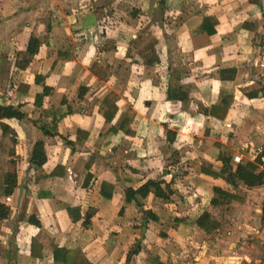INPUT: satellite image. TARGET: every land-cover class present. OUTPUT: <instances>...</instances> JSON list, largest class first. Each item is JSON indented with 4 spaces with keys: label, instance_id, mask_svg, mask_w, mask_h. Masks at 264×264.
Masks as SVG:
<instances>
[{
    "label": "crops",
    "instance_id": "obj_1",
    "mask_svg": "<svg viewBox=\"0 0 264 264\" xmlns=\"http://www.w3.org/2000/svg\"><path fill=\"white\" fill-rule=\"evenodd\" d=\"M54 1L34 2L57 9L53 16L59 20L57 23L50 22L48 17H36L29 18L24 27L7 21L0 25V104H22L21 109L27 114L25 120L15 124L19 132L14 157L19 188L17 195L15 192L6 199L13 211L0 232V264H53L51 256L33 259L23 248L39 231L29 221L32 215L39 219L47 234L61 245L80 246L94 264H177L171 256H161L155 261L156 257L150 259L151 255H144L145 248L153 253V241L148 239L153 230L149 225L145 226L141 239L137 237L136 225L130 226L127 222L113 232L110 221L124 218L99 208L98 183L104 179L116 182L112 204L120 211L124 190L137 189L146 179L161 174L166 168L172 173V167H193V174L181 169L173 173L178 177L174 189L176 194L180 190L179 195L167 201L151 194L145 200V209L158 214L161 202L177 208L172 201L177 196L185 200L195 192L200 197L204 194L208 205L202 198L200 208L203 210L195 217L192 211H185L182 218L176 219L177 225L167 223L170 224L167 234L170 230V235L180 233L189 240L193 234L187 229L186 221L191 220L195 226L202 213L211 211L213 187L227 186L221 179L203 177L200 171L205 160L221 166L220 150L215 142L224 145L235 162L244 157L256 160L260 156L258 166L264 171V0H71L72 5L66 12L69 19L57 15L60 11ZM75 7L79 8L81 17ZM76 24L79 32L74 34L72 29ZM149 36L159 41L156 49L160 63L152 67L143 65L137 48ZM105 38L116 39L118 51L98 52L97 47ZM34 39H38L39 48L33 62L24 70L16 69L15 53L30 52ZM66 39L72 41L71 53L75 59L58 60L57 49ZM96 58L107 59L112 65L115 85L99 82L91 74L89 67ZM39 74L45 77L46 85L53 87L52 94L45 100L47 105L59 104L64 96L73 104L74 113L68 116L62 135L72 138L75 130L81 128L92 131L89 140L68 145L61 136L44 138L43 132L33 124L32 120L38 115L33 106L35 92L43 89L35 83ZM19 83H29L33 91L28 95L17 92ZM80 86L88 87V91L73 102ZM221 88L233 95L225 120L205 114L218 100ZM110 91L121 98L115 120L118 124L128 107L136 111L133 122L136 134L127 136L119 132L105 149L95 145L96 128L102 127L104 118L97 114V107L93 111L95 116L86 113L94 98L101 100ZM27 123L30 127L25 129L23 126ZM149 131L155 133L152 136L157 137V143L149 141ZM40 139L46 142L47 166L64 167L63 174L52 182L56 194L53 200L34 198L32 189L37 186H28L33 148ZM172 147L178 150L180 162L169 160ZM91 158L94 160L89 170L92 176L87 177L88 186L84 187L82 172ZM22 163L21 173L27 177L20 173ZM261 188L264 186L254 189ZM25 198L29 199V204L24 220L20 221ZM56 199L62 203L63 210H53L49 205ZM70 207H80L83 218H78L77 210L69 213L67 208ZM126 210L141 211L135 206ZM177 210L181 211V205ZM136 215L140 217L139 213ZM73 218L78 220L74 222ZM88 222H92L90 226ZM69 224L66 235L62 236L61 230H66ZM195 228H192L194 233ZM112 237L114 239L110 240ZM158 239L165 241L166 246V238ZM138 242L143 244V249L128 263L127 255ZM207 259L196 260L206 264ZM181 260L178 264H191L185 258ZM209 264L219 262L209 261Z\"/></svg>",
    "mask_w": 264,
    "mask_h": 264
},
{
    "label": "trees",
    "instance_id": "obj_2",
    "mask_svg": "<svg viewBox=\"0 0 264 264\" xmlns=\"http://www.w3.org/2000/svg\"><path fill=\"white\" fill-rule=\"evenodd\" d=\"M216 24L217 22L214 26H216ZM77 26V24L73 26L72 30L74 34L79 32ZM212 32H215V29L212 30ZM191 33L194 32L191 31ZM157 44H159V41L153 36H149L145 40H142L137 46L138 56L144 66L152 67L160 63V57L156 49ZM71 46L72 41L66 39V43L63 44L61 48L57 49L58 60L75 59V55L71 53ZM38 48L39 41L38 39H34L30 52L27 53L20 50L15 53V68L24 70L30 66L38 53ZM118 49L119 46L116 39L109 38H105L103 43L97 47L98 52L107 54L118 51ZM112 70L113 67L107 59L100 60L96 58L89 67V71L99 82H108L111 85H115L117 80ZM44 79L45 77L41 74L36 76L35 83L40 84L43 89L35 92L33 106L38 115L37 118L32 120L33 124L43 132L44 138H56L61 136L68 145H76L77 143L83 144L91 138L92 131L77 128L72 138H70L69 135H62L61 131L66 125L68 116L74 113V107L66 96H64L57 105H47L45 100L52 94L53 87L46 85ZM16 90L19 93L28 95L33 91V86L29 83H19ZM87 91L88 87L80 86L76 95L77 98H75L73 102L81 99ZM120 99L118 93L110 91L101 100L94 98L89 104L87 115L91 117L95 116L93 111L94 108L97 107V114L104 118L102 127L96 128L98 136L95 145L99 148H109L113 141V137L119 132H123L127 136H135L136 134L133 122L136 119L137 113L133 108L128 107L120 124L115 121L120 108ZM232 103L233 95L221 88L218 100L205 110V114L217 120H225L232 107ZM21 107L22 104L17 106L0 104V232L4 222L10 218L13 211L11 206L6 203V199L11 197L19 188V175L16 169L17 162L14 160L16 148L19 143V132L15 124L27 118V114ZM215 146L220 150L218 160L221 161V166L217 167L215 162L205 160L200 168L203 177L221 179L226 182L227 188H225L231 191L238 190V188L241 187L256 188L264 186V171H260L258 166V162L261 161L260 156V158L258 157L256 160L244 157L239 162H235L234 157L225 151L224 145L215 142ZM178 156V150L172 147L169 160H174L178 158ZM93 162V158L89 159L83 169L82 174L85 177L83 181L84 187L88 186L87 177L92 176L89 170ZM47 163L46 142L44 139H40L36 141L33 148L31 159L32 167L30 168V176L28 179V186H30L29 184L37 186L35 189H32L33 197L36 199L55 198L56 194L52 189V182L64 172L63 166L51 168V166H47ZM11 167H14V169L12 170ZM178 167V169H181L187 174H193L195 172L193 167L188 168V166L185 165H179ZM177 180L178 177L166 168L161 174L146 179L137 189L124 190L123 204L118 208L120 211H117V208L112 204L116 182L105 179L101 180L97 187L100 195L99 208L103 210V212L116 213L118 218H125L127 212L125 209L130 206H135L141 210L139 211V215L143 219L146 218V222H158L160 221L158 214L152 210L145 209V200L153 194L160 200L168 201L177 192L176 189H174ZM225 188L221 186L213 187L214 197L211 200V211L212 209L217 210L224 203L229 202ZM28 204L29 199L25 198L20 213V221L24 220ZM67 210L69 213H71L72 210H77L79 214L78 218H83L80 207H74L73 209L70 207L69 209L67 208ZM211 211L207 210L202 213L195 222L196 228L206 234H211L220 227L219 221ZM77 220V218H73L74 222ZM29 221L39 228L38 233L31 238V241L23 245V248L29 253L31 258L42 259L48 255L52 257L53 264H94L80 246L75 245L69 247L61 245L60 242L47 234L42 229L41 222L35 215H32ZM146 225L148 224H144V226ZM159 237L161 239L166 238L165 235L161 233ZM141 249H143V244L140 242L135 243L127 255V262L129 263L133 256L138 255ZM158 258L159 257H156L155 261H158Z\"/></svg>",
    "mask_w": 264,
    "mask_h": 264
},
{
    "label": "rangeland",
    "instance_id": "obj_3",
    "mask_svg": "<svg viewBox=\"0 0 264 264\" xmlns=\"http://www.w3.org/2000/svg\"><path fill=\"white\" fill-rule=\"evenodd\" d=\"M34 1L35 0H0V25L7 21L11 25L20 24L24 27V25L28 23L26 21H30L29 18L36 19V17H41L44 19L48 17L50 22L53 21L52 23H57V21H59L53 17L57 9L51 7L46 8V5L40 6L39 4H35ZM55 1L54 4H58V11H60V14L57 15H65V18L63 19H69L66 15V12L68 8H70L68 6L72 5L71 0ZM92 6L95 9L94 4H92ZM75 10L78 12L79 8L75 7ZM78 13L79 17H81V12ZM27 126L30 127V124H24L23 127L26 129ZM149 132V141L152 144L157 143V137L154 138L152 136L155 133H151V131ZM153 132H155V130ZM192 141L194 142V140ZM20 144H22V141H20ZM26 154L27 152L24 150L23 155L25 156ZM171 161L177 163L179 159L177 160L176 158L174 160L172 159ZM22 165L23 163L20 166V173L23 171ZM177 171L179 172L177 167H172V173H178ZM21 174L23 177H27L26 174ZM180 193L181 192L179 190L177 194L179 195ZM197 194L198 193L195 192L192 194L191 198L185 200L183 197L177 196L173 200L177 204V208H175L173 205H165L163 202H161V205L159 204L161 211L160 209L156 211L158 212L161 219V221L158 222H146V218L143 219L136 215V213L139 212L128 211L125 209L127 212L124 220L118 221L117 218H113V220L110 221L111 227L114 229L113 232H116L119 225L122 226L127 222L130 226L136 225L138 228L137 237L141 239L144 234L143 231L146 230L144 224H148V227L153 230V233L148 236V239L153 241V246L151 247V251L153 250V253H149L147 248H145L144 255H151L150 259L153 257H159L160 259L161 256H171V258L178 261V263L179 261H182L181 258H185L186 261H191V264L193 262L194 264H203L200 262V260L196 259L208 258L205 261L206 264H209V261H218L219 264H264V188L254 189L241 187L238 188V190L226 191L229 202L224 203L217 210L212 209L211 211L220 223L218 230L212 232L211 234H206L197 228H195L196 231L194 233L192 228L196 226H194L191 220H188L191 219L190 217H187L188 221H186V227L188 230H190V233L193 234L191 239L187 240L181 236L180 233L177 234L178 232H176L177 235L175 236L170 235V233H172L170 230L169 234H167V227L170 225L167 223H171V225L175 223L177 225L178 221H176V219L182 218L185 214V211H192L191 214L193 217H195V215L203 210V208H200V204H203V200H205V203L207 197L204 196V194H201V197ZM46 199L53 200L54 198ZM55 201L49 202V205L53 206V210H63L62 203L59 202L60 200L56 199ZM179 205H181V211L177 210ZM206 205H208L207 202ZM195 206L196 208L193 210ZM168 219L169 222H166ZM91 223L92 222H88L89 226ZM69 227L70 224L67 226L66 230L63 228L60 234L65 236ZM78 231H80V228L77 230V232ZM94 231H96V229H93V232ZM95 233L96 235L99 234L97 231ZM160 233L162 235L164 234L166 237V246H164L165 241L163 242V240L158 239L160 238ZM112 239H114V237L110 238V240Z\"/></svg>",
    "mask_w": 264,
    "mask_h": 264
},
{
    "label": "built area",
    "instance_id": "obj_4",
    "mask_svg": "<svg viewBox=\"0 0 264 264\" xmlns=\"http://www.w3.org/2000/svg\"><path fill=\"white\" fill-rule=\"evenodd\" d=\"M263 162H264V158H263ZM263 214H264V207H263Z\"/></svg>",
    "mask_w": 264,
    "mask_h": 264
},
{
    "label": "water",
    "instance_id": "obj_5",
    "mask_svg": "<svg viewBox=\"0 0 264 264\" xmlns=\"http://www.w3.org/2000/svg\"><path fill=\"white\" fill-rule=\"evenodd\" d=\"M22 193V188H20V194Z\"/></svg>",
    "mask_w": 264,
    "mask_h": 264
}]
</instances>
